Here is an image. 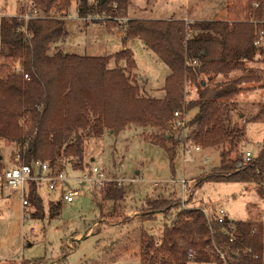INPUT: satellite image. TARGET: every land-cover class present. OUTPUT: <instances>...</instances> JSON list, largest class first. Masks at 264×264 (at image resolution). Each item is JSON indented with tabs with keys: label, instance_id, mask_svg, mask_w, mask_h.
I'll list each match as a JSON object with an SVG mask.
<instances>
[{
	"label": "trees",
	"instance_id": "16d2710c",
	"mask_svg": "<svg viewBox=\"0 0 264 264\" xmlns=\"http://www.w3.org/2000/svg\"><path fill=\"white\" fill-rule=\"evenodd\" d=\"M74 1L82 22L102 23L108 30L119 24L124 48L109 55L60 48ZM30 2L38 15L26 22L18 16L24 12L22 4L17 14L0 17V140L15 144L11 157L18 156L17 163L42 160L49 162L51 171H63L65 163L82 169L86 141L135 126L152 130L144 137L166 151L172 170L180 141L200 149L220 148L219 165L195 180L197 185L263 181L264 150L242 165L245 129L232 120L242 84L256 82L259 76L243 73L213 86L203 77L211 80L244 70L256 55L264 62V44H254L256 31L264 29V0H246L244 18L232 21L125 19L130 0ZM132 39H140L169 68L162 97L141 92L142 81L131 72L136 68L133 52L126 47ZM110 60L115 63L112 68ZM121 60L124 66L119 65ZM186 83L195 88L197 98L186 99ZM175 111L192 112L185 137L181 127L174 126ZM102 192V199L116 202L123 199L125 189L107 182ZM29 200L37 207L42 204L35 182L30 184ZM188 203L168 198L145 201V217L159 211L165 219L159 238L142 237L140 264H264V223L232 219L220 223L205 216L202 204ZM42 263L38 259L33 264Z\"/></svg>",
	"mask_w": 264,
	"mask_h": 264
},
{
	"label": "rangeland",
	"instance_id": "374dc122",
	"mask_svg": "<svg viewBox=\"0 0 264 264\" xmlns=\"http://www.w3.org/2000/svg\"><path fill=\"white\" fill-rule=\"evenodd\" d=\"M131 1L137 17H166L174 12L176 17L194 13L195 16L229 21L244 18L246 2ZM19 6V0H0V17L15 14ZM69 13L74 19H68L67 36L59 43L63 50L87 55H109L124 48V32L119 24L108 30L102 23L82 22L77 19L75 1ZM126 47L133 52L136 68L131 72L139 82L142 81L139 83L141 92L159 97L169 68L140 39L128 41ZM119 65L124 66V60ZM114 66V60H110L108 67ZM245 66L244 70H236L234 77L254 73L259 76V80L242 84L243 90L239 92L238 107L232 113V120L245 129L240 150L243 153L250 151L251 160H254L264 150V91L259 92L264 87V62L260 55H256ZM206 77L203 78L207 80ZM186 89L190 92L194 87L186 83ZM260 111L262 114L258 118L251 119ZM187 113V118L192 116V112ZM151 131L150 128L131 126L116 134L106 131L102 138L86 141V165L82 169H75L72 163H65L63 172L66 181L57 184L52 191L43 185L40 194L44 202L39 207L31 202L27 220H22L21 203L15 191L0 182V264H33L38 259L43 261L42 264H140L138 252L142 237L150 235L159 238L165 219L159 211H153L154 215L149 213L145 217V201L181 199L180 179L193 178L197 181L217 168L220 161V148L195 149L190 146L188 152L185 150L187 145L180 141L172 170L166 151L144 137ZM14 148V143L0 140L4 167L15 161L11 157ZM92 166H97L108 177L123 180L125 194L122 200L113 202L102 199L104 192L83 177L90 174ZM247 184L234 181L195 183L196 190L188 206H198L209 197L221 199L219 203L230 217L244 220L251 216V221L264 222V203L261 200L264 197V166L263 181L251 183L246 189ZM61 187L64 190L77 189L79 194L72 202H66L61 199ZM48 198L58 200L56 208H50ZM214 204L216 202L202 203V207H213ZM167 221L171 223L172 217ZM188 264L216 263L190 261Z\"/></svg>",
	"mask_w": 264,
	"mask_h": 264
},
{
	"label": "built area",
	"instance_id": "2783aa9c",
	"mask_svg": "<svg viewBox=\"0 0 264 264\" xmlns=\"http://www.w3.org/2000/svg\"><path fill=\"white\" fill-rule=\"evenodd\" d=\"M20 4L24 6V12L18 14L19 18H22L25 22L38 15L35 9H31L30 0H19ZM68 19H74L71 14L67 17ZM89 18V17H88ZM256 23V21H254ZM255 45L264 44V29L256 31V37L254 40ZM19 67H16L18 70ZM27 77V74L24 75ZM174 117L176 118L174 126L181 127L182 137H185L187 132L186 123L188 122L187 114L184 112L175 111ZM195 149H200L198 146L193 147ZM189 152L190 147L185 148ZM252 159L251 152L245 151L244 158L241 162L242 165L249 163ZM18 156L15 157V161L10 166L0 168V182L13 189L16 196L19 198L22 208V220H27L29 218V207L31 206L29 200V187L32 182L37 185L38 192L40 188L45 185L48 190H54L57 184H62L66 181V177L63 171H51L48 161L35 160L30 164L17 163ZM241 164L238 165L241 166ZM91 175V177H88ZM88 181L93 182L97 189L102 190L107 182H115L117 186H122L124 183L121 178L108 177L106 174L100 170L97 166H92L90 174L87 173L83 176ZM182 188V198L181 203L186 206L190 202L193 192L195 191V179H185L179 180ZM79 194L77 189L64 190L61 187V199L66 202H72L74 197ZM185 203V204H184ZM206 217H214L220 223L228 221L229 214L226 212L225 208L220 204L216 203L209 207L201 208ZM33 227L30 228L33 231ZM222 257V255H221Z\"/></svg>",
	"mask_w": 264,
	"mask_h": 264
},
{
	"label": "crops",
	"instance_id": "0c3cea01",
	"mask_svg": "<svg viewBox=\"0 0 264 264\" xmlns=\"http://www.w3.org/2000/svg\"><path fill=\"white\" fill-rule=\"evenodd\" d=\"M173 5V4H172ZM166 7V9H168V6L166 5L165 6ZM176 8V7H175ZM18 12V11H17ZM16 12V13H17ZM135 12H136V10H134V8H133V6H132V1L130 0V3H129V6H128V13H127V17L125 18V19H127V18H142V19H146V18H154V19H158V18H160V19H167V18H182V19H186V20H220V19H218V18H205V17H200V16H195L194 15V13L191 15V14H186L185 16H183V17H176V15H174L175 13L173 12L172 13V15H168V16H166V17H137V16H135L136 14H135ZM15 13V14H16ZM15 14H10V15H15ZM235 72H236V70H233V71H231V72H229L227 75H223V74H219V75H215L211 80H209L210 82H208L207 80V82H208V84L210 85V86H213L214 84H212V83H217V82H220V81H228V80H230V79H232V78H235L234 76L236 75L235 74ZM238 75V74H237ZM167 76V75H166ZM206 77V76H205ZM229 77H230V79H229ZM165 78V77H164ZM207 78V77H206ZM264 91V87L263 88H260V90H259V92H261V91ZM189 93V94H188ZM239 94L240 93H238V95L235 97V100L239 103V101L237 100V98H238V96H239ZM162 95H163V92L161 93L160 92V95H159V97H162ZM186 98H190V99H195V98H197V93H196V90H195V88L193 89V90H190V92H189V90H187V96H186ZM207 157H208V155H206ZM250 184L251 183H248L247 185H245V188L246 189H248L249 188V186H250ZM41 189V188H40ZM39 194H40V190H39ZM40 196H41V198H42V201H43V197H42V195L40 194ZM235 195H233V197H234ZM219 200H221V199H215V198H211V197H209L208 199H207V201L206 202H202L203 203V205L204 204H208V203H214V202H216V203H219L220 201ZM261 200H262V203H264V197H262L261 198ZM60 201V200H59ZM44 202V201H43ZM54 202V203H53ZM56 202V203H55ZM57 202H58V200H55V199H53V198H48V204H49V206H50V208L52 209L53 207L54 208H56V205H57ZM201 203V202H200ZM199 203V204H200ZM201 203V204H202ZM44 205H45V203H44ZM230 217V216H229ZM251 216L250 217H248L247 219H244V220H251ZM230 219H232V220H238V219H234V218H232V217H230ZM240 220H243V219H240ZM253 222H255V221H253ZM260 222V221H259ZM262 223H264V222H262ZM87 237V236H86ZM85 237V238H86Z\"/></svg>",
	"mask_w": 264,
	"mask_h": 264
}]
</instances>
